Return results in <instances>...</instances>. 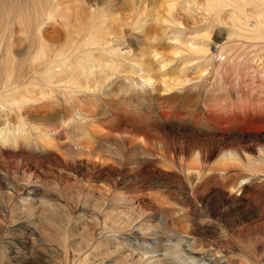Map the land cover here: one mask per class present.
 <instances>
[{
  "label": "rangeland",
  "instance_id": "1",
  "mask_svg": "<svg viewBox=\"0 0 264 264\" xmlns=\"http://www.w3.org/2000/svg\"><path fill=\"white\" fill-rule=\"evenodd\" d=\"M29 1L14 0V5L24 6ZM56 1L51 0V4H56ZM58 1L60 6L56 14L67 10L70 26L59 25L57 18H51L43 25L42 31L58 38V43L65 44L88 35L90 40L83 43L80 49L86 54L90 50L89 54L101 67L87 63L92 74L87 79L81 76V82L87 84L86 92L77 93L69 100L60 97L54 102L35 101L41 98V94L32 93L31 88L23 86L24 93L9 97L19 99L23 95L25 102L14 110H3L0 105V125L5 124L6 132L13 125L19 127L22 120L28 123L26 128L31 134L38 127L53 124L60 127L54 135L23 136L22 139L27 141L16 148L0 144V170L5 168L11 156L22 155L26 157V164L41 163L37 174L52 183V174L45 173L52 166L49 160L58 153H66L67 163L53 168L59 181H71L63 192L37 186L46 207L57 210L62 218L56 216V219L66 223L63 224L66 230L55 233L49 225L36 220L38 228L51 236H43L45 245L38 241V235L22 229L26 215L22 216L17 211L14 213L15 221L9 225L7 216L0 210V230L9 225V231L2 235V245L7 246L8 254H1L6 257V262L24 264L26 260V264H45L44 261L48 260L52 264H89L91 258L100 253L102 246H96L94 242L91 244L90 233L99 222L111 230L123 226V220L103 215L106 210L100 214L103 218L98 219L93 202L102 190L98 186L90 188L87 183L78 185L74 182L78 178L77 174H73L76 164L71 161L73 155L68 147L79 144L107 155L114 152L117 142L115 133L130 132L151 135L147 137L158 142L154 147L125 144L123 152L130 161H137V170L130 175L114 174L113 190L125 193L128 203H135L144 213L155 217L160 211L158 203L165 201L166 208L162 214L168 224L175 226L173 228L177 233L207 245H224V249L235 256L228 257L230 264H253V261L246 260L243 253L252 251V248L254 250V247L259 250L256 257L263 253L264 233L259 226L262 221L253 218L249 222L246 217H241L242 210L234 208L221 215V203L216 206L207 193L201 194H204L201 202L199 194L198 197H190L186 192L187 185L195 181L190 178V167L195 162L197 145L216 141L232 143L242 129H247L248 117L264 120V41L238 38L240 45L237 47L215 51L214 39L231 31L236 33L237 28L217 22L218 18L208 16L205 10L223 1L227 5L226 11H231L230 0H103V9L91 16H87L91 12H87L86 5L79 0ZM257 6L264 10V0L255 1L256 9ZM83 11L85 15L75 14ZM212 14L216 16L214 11ZM220 15L224 17L227 14ZM54 30L57 32L54 33ZM238 39L232 36L229 41L236 42ZM235 53L241 57L234 60ZM77 56L74 60L78 59ZM73 65L74 71L64 72L59 78H67L81 68L80 65L75 66V62ZM234 69L244 71L234 72ZM99 86L103 87L101 91L97 90ZM2 96L7 97V93L3 92ZM20 113L23 117H19ZM63 122L68 124L63 125ZM248 135L244 143L255 135L261 136V133L251 130ZM164 142L169 143L168 147ZM143 160L146 161L143 162L145 167L139 169ZM190 160H193L192 165H189ZM13 170L14 167L11 173ZM100 170L103 172V169ZM103 175L108 177L105 172ZM6 178L11 183L12 178ZM139 181L143 184L137 187L144 191L138 196L129 193V184ZM263 185L264 181H261L258 187ZM6 188V184H0L1 195L9 191ZM197 190H217V185L214 180L200 181ZM23 191L24 187L18 185L13 199L17 205L23 202L17 197L22 198ZM83 196H87L88 200L84 204L81 200ZM37 200L39 197L30 201V208L37 205ZM125 205L124 209L129 210ZM65 214L71 217L70 223L63 219ZM157 217L153 218L155 222L159 220ZM173 234L163 229L159 238L164 243L175 245L178 241ZM23 242L35 244L40 254L30 256L25 253ZM129 242L133 246L141 245L132 239ZM141 246L148 247V250L154 247ZM131 250L137 252L135 247Z\"/></svg>",
  "mask_w": 264,
  "mask_h": 264
},
{
  "label": "bare ground",
  "instance_id": "2",
  "mask_svg": "<svg viewBox=\"0 0 264 264\" xmlns=\"http://www.w3.org/2000/svg\"><path fill=\"white\" fill-rule=\"evenodd\" d=\"M79 1L86 5L85 10L87 12H91L87 16L94 15L103 9V0ZM230 1L231 3L228 5L232 9L231 11H229L230 9L226 11L225 6L227 5L223 1H218L216 5L212 4L209 9L205 10L208 16H212L214 19L217 17V22L237 28L236 33L231 31L214 39L216 44L215 51L233 49L240 45L239 39L254 42L264 41V10L260 9L259 6H257L258 9L254 7L255 1L259 2V0ZM14 4V0H0V105L2 109L14 110L16 106L26 101L23 99V95L19 99L9 97L16 93V95L24 93L25 90L22 91L23 86L31 88L32 93H40L41 98L35 101L43 100L44 103L54 102L60 97L69 100L77 93H85L87 84L81 82V76L87 79L92 74L91 68L86 66L87 63H90L93 67H101L89 54L90 50L86 54L80 49L83 43L85 44V42L90 40L89 36L86 35L78 40L72 39L68 44H65L58 43V38L55 39V36L50 37L49 33L42 31L43 25L51 18H57L59 25L70 26V19L66 14L67 10H61L56 14V10L60 6L58 0L56 4H51V0H31L24 6ZM248 6H251L249 10ZM212 11L215 12L216 16H213ZM224 12L227 15L222 17L220 14ZM75 14L85 15L86 12H75ZM242 18L243 20H241ZM223 20L227 21L223 22ZM53 32L56 33L57 31L54 30ZM16 35L20 37H15ZM232 36L239 39L236 42H230L229 40ZM16 40L20 41V43H15ZM229 43H231V46ZM21 56L24 57L23 61H21ZM76 56L78 59L74 60ZM239 57H241L239 53L233 55L234 60ZM242 59L244 60L243 57ZM74 62L75 66L80 65L81 68L67 78H59L64 72L74 71ZM262 63H264V58ZM233 71L243 72L244 70L234 69ZM23 83H26V85ZM34 88L37 90H34ZM102 88L99 86L97 90L101 91ZM3 92L7 93V97L2 96ZM19 117H23V114L20 113ZM246 123L247 129H242L240 134L235 136L232 143L216 141L207 142L209 145L204 142L203 145H197L195 162L193 163V160L189 161V165L193 163L190 167V178L195 181L194 184L187 185L186 195L190 197L196 195L198 197L199 194L200 201L203 202L204 194H201L203 192L207 193L206 195L214 201L213 203L216 206L221 205L222 208L219 211L221 215H224V211L226 213L228 209L232 210V208L242 210L241 217H246L247 221L253 218L262 221L259 226L263 228L262 232L264 233V185L258 187V184L264 181V120L257 118L252 120L248 117ZM27 124L22 120L19 127L18 125H13L12 129L6 132L7 128L2 123L0 125V144L4 146L11 145L16 148L27 141L22 139L23 136L28 138L33 134L39 137L40 134L54 135L60 129V127L53 124L51 126L38 127L31 134L26 128ZM67 124L68 122H63V125ZM251 130L260 132L261 136L257 137L255 135L248 143H244L247 141ZM147 136L151 137V135H138L130 132L115 133V141L117 142L114 152L107 153V155L102 151H96L91 147L79 144L69 145L68 147V150L73 155L71 161L76 164L73 174H77L78 178H75L74 182L78 185L82 182L87 183L90 188L98 186L102 190L95 198L93 197L96 199L95 203L93 202V206L98 213V219L103 218L100 217V214L106 210L103 215L109 214L120 217L123 220V226H116L118 228L111 230H108L110 227L99 222L90 233L89 241H91V244L94 242L96 246H102V249L97 256L91 258L89 264H230L228 257L231 258L234 254L228 253L224 249V245H207L205 242L197 241L196 238L186 237L177 233L175 231L176 228H173L175 226L168 224L166 217L162 214V211L166 208L165 201L158 203L160 211L156 213L158 215L156 217L159 220L155 222L153 220V218H156L155 215L144 213L143 209L139 208L135 203L131 201L128 203L125 193L122 194L118 190H113L115 188L114 174L123 173L124 175H130L137 170V161H130L123 152L125 144L128 143L134 147L146 144L154 147V144L158 141ZM19 140L22 141L18 143ZM164 144L165 147H168L169 143L164 142ZM54 156V159L49 160V165H52L49 167L50 170L45 172L52 174V183L37 174L41 163L32 162V164H26L24 163L26 157L22 155L11 156L10 161L5 163V168L0 170V184H6L8 187L6 189L7 191L9 190L3 195L0 194V210L7 216L9 225L15 221L13 218L16 217L14 213L17 211H20L22 216L26 215V223L22 225V229L24 228L32 235H38V241L42 245H45L43 236H51L41 231L40 227L38 228L39 225L36 224V220L40 224L49 225L50 228L55 230V233L60 232L62 229L66 230L63 226L64 223L62 224L63 220L60 222L56 219V216L62 218L61 215L59 216L58 212H56L57 210L46 207V201L38 191L39 188H37V186H44L55 192H63L62 190H65L66 184L71 183V181L64 183L59 181L55 176L57 172L53 168V166L60 168L63 163L66 164L68 161L66 158L67 154L58 153ZM214 156H217V158L212 159ZM143 162L146 163L145 160L141 161L139 169L145 167ZM13 167L14 170L11 173ZM100 168L103 169V172L108 177L103 175ZM96 169L97 171L93 173ZM6 176L12 178L11 183L7 181ZM102 179L105 181L101 182ZM254 179L255 181L253 182ZM213 180L217 185V190H197L198 182H211ZM142 184L141 181L129 184L131 185L129 193L138 196L139 192H143L144 189L141 190L139 188V190L137 185ZM18 185L24 187V196L22 198L19 195L17 196L19 197L18 199H22V206L17 205V202L13 200L16 197ZM125 190L129 189L126 188ZM209 192L210 195L208 194ZM35 197H39L36 202L37 205H33L30 208L32 205L30 201H33ZM86 198L87 196L82 197V204L86 203ZM123 204H126L125 206H128L129 210L124 209ZM211 209L207 208V210ZM63 219L68 223L71 221V217L67 214H65V217L63 216ZM9 225L0 230V264H9L5 260V256L8 254L6 251L7 246L5 244L2 245V235L9 231ZM163 229L175 234L176 241H178L177 244L171 245L172 242L170 244L164 243L165 241L163 242L159 238V233ZM124 232L125 234H123ZM110 234L116 235L110 236ZM227 235L230 236L232 234L227 233ZM145 236H149V238ZM164 236L166 235L164 234ZM129 238L141 245H153L154 247H152V250H148V247H142L141 245L133 246L129 242ZM171 240L173 241V239ZM21 244H23L25 253L33 256L40 254L35 244L26 242ZM133 247H135L137 252L131 250ZM254 250L252 248V251L246 250V253H243L247 258L246 260L249 262L253 261V264H264V251L260 253L259 257H256V253L259 250L255 247ZM1 253L5 255V258ZM25 261L24 264H26ZM84 261L86 262V260ZM44 263L50 264L51 262L49 263L46 260Z\"/></svg>",
  "mask_w": 264,
  "mask_h": 264
}]
</instances>
